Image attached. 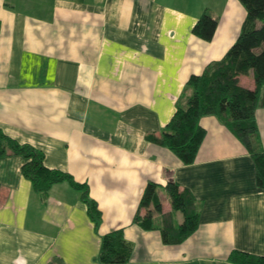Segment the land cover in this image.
I'll return each mask as SVG.
<instances>
[{"label": "crops", "instance_id": "0c3cea01", "mask_svg": "<svg viewBox=\"0 0 264 264\" xmlns=\"http://www.w3.org/2000/svg\"><path fill=\"white\" fill-rule=\"evenodd\" d=\"M205 9L219 20L211 41L193 33ZM246 14L239 0H0V128L87 184L102 212L95 227L80 190L65 181L45 196L23 175V156L0 155V264H102V237L121 228L134 245L127 264L264 255V189L225 122L200 119L207 134L190 165L146 138L171 120L190 77L225 56ZM172 178L200 204L199 227L180 244L133 223L149 181L170 210Z\"/></svg>", "mask_w": 264, "mask_h": 264}, {"label": "trees", "instance_id": "16d2710c", "mask_svg": "<svg viewBox=\"0 0 264 264\" xmlns=\"http://www.w3.org/2000/svg\"><path fill=\"white\" fill-rule=\"evenodd\" d=\"M239 1L247 14L235 43L222 59L211 62L202 74L190 77L171 120L160 132L148 133L146 138L169 148L185 165H190L196 162L207 134L200 119L216 115L252 156L257 185L264 189V149L256 119L261 95L264 105V0ZM218 23V18L205 9L193 26V33L211 41ZM249 75L255 81L253 88L241 84V77ZM0 155L23 156L26 160L22 166L23 175L31 180L37 192L45 196L53 185L69 182L82 192L95 227L100 225L102 212L89 196L88 185L77 181L68 172L48 167L42 150L15 140L0 128ZM162 189L158 183L148 182L133 223L144 230L159 229L165 244H180L199 227L200 204L189 189L172 178L164 187L171 205L170 210L165 211L160 194ZM175 212L182 213L181 223L176 222ZM133 251L134 245L125 238L124 229H116L102 237L98 260L102 264H127ZM229 261L235 264H264V255L235 250L230 254Z\"/></svg>", "mask_w": 264, "mask_h": 264}, {"label": "rangeland", "instance_id": "374dc122", "mask_svg": "<svg viewBox=\"0 0 264 264\" xmlns=\"http://www.w3.org/2000/svg\"><path fill=\"white\" fill-rule=\"evenodd\" d=\"M208 12H209V10H208ZM209 13H213V10H211V12H209ZM249 86V85H248Z\"/></svg>", "mask_w": 264, "mask_h": 264}]
</instances>
